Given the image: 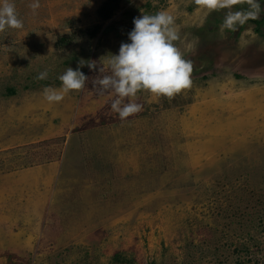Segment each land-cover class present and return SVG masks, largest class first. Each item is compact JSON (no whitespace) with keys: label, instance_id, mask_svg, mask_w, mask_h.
<instances>
[{"label":"rangeland","instance_id":"obj_1","mask_svg":"<svg viewBox=\"0 0 264 264\" xmlns=\"http://www.w3.org/2000/svg\"><path fill=\"white\" fill-rule=\"evenodd\" d=\"M11 2L23 27L0 31V264H264V0L236 31L229 9L196 0H127L106 22L103 0ZM159 11L189 88L139 91L122 121L85 65V88L44 99L81 60L107 69L133 19Z\"/></svg>","mask_w":264,"mask_h":264},{"label":"clouds","instance_id":"obj_2","mask_svg":"<svg viewBox=\"0 0 264 264\" xmlns=\"http://www.w3.org/2000/svg\"><path fill=\"white\" fill-rule=\"evenodd\" d=\"M211 9H229L225 13L222 28L236 31L238 25L249 19L258 18L262 11L259 0H247L248 8L232 11L237 0H196ZM30 8L35 12L40 0H31ZM133 29L128 33V42L121 43L118 54H110L107 69L97 67L95 61L81 60L79 67L67 68L58 79L59 89L46 87L42 95L49 103H58L71 91L82 90L88 77L80 70L87 66L97 71L94 81L101 93L112 97L111 110L120 120L139 113L142 105L135 102L136 94L146 90L157 96L172 97L191 86L192 62L183 57L176 41L180 39L174 17L166 11L155 15H141L133 19ZM23 22L18 18L11 0H0V31L5 28L21 29ZM38 80L47 78L41 72ZM125 98H133L125 102Z\"/></svg>","mask_w":264,"mask_h":264},{"label":"trees","instance_id":"obj_3","mask_svg":"<svg viewBox=\"0 0 264 264\" xmlns=\"http://www.w3.org/2000/svg\"><path fill=\"white\" fill-rule=\"evenodd\" d=\"M127 0H103V3L101 4L100 8L97 11V16L102 22H106L110 20L115 12L119 10L120 5ZM254 22L259 23L258 20L252 19ZM100 26H96L92 29V32H90V36L94 37L97 32L99 31ZM64 40V38H63ZM65 41V40H64ZM11 90L8 91V93L11 94Z\"/></svg>","mask_w":264,"mask_h":264},{"label":"crops","instance_id":"obj_4","mask_svg":"<svg viewBox=\"0 0 264 264\" xmlns=\"http://www.w3.org/2000/svg\"><path fill=\"white\" fill-rule=\"evenodd\" d=\"M43 170V169H42ZM49 171H53V168L52 167H47L45 170H44V173H43V176L45 177V178H49L48 180H50V179H52V177L50 176L49 177V175L47 174ZM40 173V170H38V173H35L36 175H35V177L37 176V177H40V176H38V174ZM25 177H27V175H25ZM41 179H43V178H41ZM25 179H23V177H22V180L21 181H19V180H17V181H19V183L20 184H23V183H25V182H22V181H24ZM38 180H40V178L38 179ZM37 180V181H38ZM30 181H31V179H30ZM36 181V182H37ZM40 181H42V180H40ZM38 183H34L33 185H31V186H29V185H27V184H25V186L24 187H22V185H20V187H21V189L23 188H31V189H34V188H38Z\"/></svg>","mask_w":264,"mask_h":264}]
</instances>
